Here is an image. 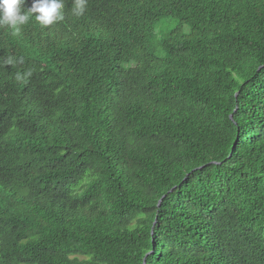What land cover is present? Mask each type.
I'll list each match as a JSON object with an SVG mask.
<instances>
[{
	"label": "trees",
	"instance_id": "obj_1",
	"mask_svg": "<svg viewBox=\"0 0 264 264\" xmlns=\"http://www.w3.org/2000/svg\"><path fill=\"white\" fill-rule=\"evenodd\" d=\"M73 8L0 27V264H264V0Z\"/></svg>",
	"mask_w": 264,
	"mask_h": 264
},
{
	"label": "clouds",
	"instance_id": "obj_2",
	"mask_svg": "<svg viewBox=\"0 0 264 264\" xmlns=\"http://www.w3.org/2000/svg\"><path fill=\"white\" fill-rule=\"evenodd\" d=\"M24 2L25 0H0V27L11 29L13 36L20 34L21 26L27 24L32 16L42 26L64 19V0H33L32 6L27 10L23 7ZM85 6L86 0H74L73 14L77 17L83 15Z\"/></svg>",
	"mask_w": 264,
	"mask_h": 264
},
{
	"label": "water",
	"instance_id": "obj_3",
	"mask_svg": "<svg viewBox=\"0 0 264 264\" xmlns=\"http://www.w3.org/2000/svg\"><path fill=\"white\" fill-rule=\"evenodd\" d=\"M230 118L233 119L232 114H230ZM214 162H216V161H214ZM216 163H218V162H216ZM219 163H222V161H219ZM173 188H174V187H172L170 190H172ZM162 197H163V196H162ZM162 197L159 199V202L161 201ZM158 204H159V203H158ZM147 254H148V253H147ZM147 254H146V255H147ZM146 255L144 256L143 264H146V263H145V257H146Z\"/></svg>",
	"mask_w": 264,
	"mask_h": 264
}]
</instances>
